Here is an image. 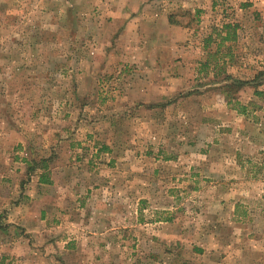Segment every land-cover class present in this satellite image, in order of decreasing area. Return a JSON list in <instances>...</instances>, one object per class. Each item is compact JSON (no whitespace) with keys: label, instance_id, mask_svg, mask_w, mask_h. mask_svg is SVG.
I'll return each mask as SVG.
<instances>
[{"label":"rangeland","instance_id":"374dc122","mask_svg":"<svg viewBox=\"0 0 264 264\" xmlns=\"http://www.w3.org/2000/svg\"><path fill=\"white\" fill-rule=\"evenodd\" d=\"M134 1L0 0V173L16 172L27 186L30 169L46 160L69 183L79 220L89 184L91 206H103L116 225H106L115 236L106 232L98 244L69 224L51 229L52 238L69 236L52 244L57 257L22 264H264V96L257 95L264 54L248 68L242 62L258 54L244 51L247 43L229 44L233 64L216 75L199 66L215 62L203 46L218 49V60L228 47L197 35L206 18L194 11L197 0L155 2L171 6L169 24L190 29L185 41L166 28L161 36L123 31L131 11L139 16ZM241 1L250 5L201 0L202 11L214 4L211 32L239 16ZM125 46L140 52L128 59ZM232 81L246 85L231 90L227 104ZM240 105L248 106L245 115L235 111ZM7 129L23 132L27 148L7 149ZM55 138L73 145L58 149ZM16 155L29 162H13ZM136 204L137 222L154 224L138 232L129 228ZM133 234L146 241L133 243Z\"/></svg>","mask_w":264,"mask_h":264},{"label":"crops","instance_id":"0c3cea01","mask_svg":"<svg viewBox=\"0 0 264 264\" xmlns=\"http://www.w3.org/2000/svg\"><path fill=\"white\" fill-rule=\"evenodd\" d=\"M198 5L197 10H194L197 14L204 13L206 18L201 17V22L199 21V33H197L200 37H207L212 34L211 30L213 28V24L215 20L213 19L212 12L213 2H211V7L209 11L206 9L202 11L201 0H197ZM156 0H135L133 3L135 4V11L139 12V16L132 17V11L130 14L129 24L123 25L122 30L127 32L129 29L130 35L137 28L144 29L148 31L157 30V36L163 35L161 33L162 29H169V32H173L177 34V41H185L186 33L190 30L186 24H177L171 25L168 22L166 17V13L168 9L171 8L170 5L165 6L164 10L159 6H155ZM239 4L236 8L238 10L239 16L236 15V19H223V24H233L236 25V37L235 41L224 43L228 48L227 54L224 55L225 58L223 60H218L217 62H201L199 64L200 68L202 67L204 70H212L213 73L216 72L215 69L218 65L231 66L233 64L234 54L230 48L232 45L229 44L242 42L247 43L244 45V51H253L258 54L257 59H246L242 62V65L248 68H257L256 63L258 64V60H260L259 54H264V0H248L249 6L244 4ZM245 6H248L247 9H253V12H247ZM233 9V8H232ZM121 14L126 12L128 13L127 6L120 9ZM207 17H210L208 20ZM221 25V26H222ZM126 26V27H125ZM218 27V23L216 21L215 25ZM128 27V29H127ZM127 29V30H126ZM211 33V34H210ZM214 36V35H213ZM249 41V43L247 42ZM206 47L205 51H210V54H213L215 48ZM180 49H184L183 47H179ZM202 49V46L200 47ZM130 48L129 46H125L121 49L120 53L127 54V58L130 59L131 53L140 52V49ZM229 61V62H228ZM246 61H251L255 66L248 65ZM129 63H131L129 61ZM219 67V66H218ZM199 68V69H200ZM202 69V70H203ZM200 71V70H199ZM211 71V72H212ZM213 73H209V76L212 77ZM9 130L6 131L11 133V137L9 139L13 140V137H17V140L12 142L9 140L7 142L4 141L5 145H7V149L18 150L21 148H27V142L25 140L24 134L21 131ZM96 136V135H94ZM56 148L61 149L62 147L72 146L68 141L62 140H53ZM29 146V144H28ZM97 147H100L97 145ZM103 149V148H102ZM106 149V148H104ZM109 149V148H108ZM3 151V150H2ZM12 161L14 162H24L27 164L26 159L19 158V156H14ZM41 169H35L33 173H28L25 181H27V186L25 183L21 182L20 186L18 184L19 179H22L16 172H1L0 173V192L11 189V195L0 197L1 202L5 203L3 207L0 205V261L7 262L8 260L19 262L20 264L28 261H52L57 257L58 250L53 249L52 244L54 242L55 245H62L66 243L67 237L69 236H58L57 238H52L49 233H51V229L54 228H63L68 227L67 225H72L74 228H78L82 230L81 236L85 237V241L98 244V240L101 239L104 243L106 242L105 233L110 230H107V226L109 224H113V229L115 228V222L109 221L110 219L106 217V210L103 206H91L90 202L93 195L96 191L93 192L89 184H85L84 182H80L81 185L85 184V195L87 198H83L82 204L85 206V210L83 211L82 218L79 220V217H76L77 214L75 212V208L70 205L73 201L74 194L72 193L69 183H62L61 180H64L62 176L63 173L59 171L58 167H47V164L44 166L47 167L46 172L48 173L50 185L39 183V177L43 172V165H41ZM38 170V171H37ZM37 171V173H36ZM35 174V175H34ZM78 182L80 180H77ZM5 182L7 185H5ZM71 184V183H70ZM23 187V190L21 189ZM49 188L50 190H46ZM92 191H91V189ZM48 192V195L46 194ZM83 195V194H82ZM9 199V202L6 201ZM86 199L87 201L85 202ZM7 203V204H6ZM86 204V205H85ZM38 207L34 212L33 216H29V210L31 207ZM83 206V207H84ZM2 208V209H1ZM4 209V210H3ZM108 211H111L110 208H107ZM135 221L131 222L129 228L131 231L138 232V226H152L154 224L146 223L139 224L137 222V213L138 208L137 204L134 209ZM11 218L12 220H10ZM133 224V225H132ZM161 224V223H160ZM162 226L167 224H161ZM111 228L110 226H108ZM44 229V230H43ZM112 229V230H113ZM115 230V229H114ZM147 230V229H146ZM44 231V234H43ZM108 235H114L110 233ZM115 236V235H114ZM117 239H120V237ZM142 237H137L133 234V237H130V240L133 243H141L146 240H141ZM165 239V238H162ZM57 240L61 241V243L56 242ZM167 243H178L179 239H170L166 238ZM116 244V241H113ZM90 243V244H91ZM150 243V242H149ZM51 245V246H50ZM104 252V251H103ZM73 253V251H70ZM105 253L101 254L103 258Z\"/></svg>","mask_w":264,"mask_h":264},{"label":"trees","instance_id":"16d2710c","mask_svg":"<svg viewBox=\"0 0 264 264\" xmlns=\"http://www.w3.org/2000/svg\"><path fill=\"white\" fill-rule=\"evenodd\" d=\"M213 35L215 36L216 39L219 40V43L221 45H223L224 43L233 42V41H235V37H236V25L227 23V24H223L221 26V29H214L212 31V34L210 36H208V38L206 40L207 41V45L210 44L212 40H215V39H213ZM219 54H222V53L219 52V50L217 49L215 54L210 55V57L212 58L211 60L217 62V60H218V56L217 55H219ZM224 58H225V56H222V59H224ZM219 67H221V68H219ZM219 67L217 66V68H216V69H218V70H216L217 71L216 75H218L220 73L221 69H223V65H221ZM243 85H246V82L232 81L228 86H225L224 90H228V92L225 91V98H226V100H228L227 104H230V102L232 101V98L230 96H226V95L231 90H233L234 92L237 91L239 88L243 87ZM257 95L258 96H264V93L257 92ZM233 100L236 103L237 99L235 98ZM247 107L248 106L240 105L239 108L235 109V111H237V113L239 115H245L246 111H247ZM41 164L43 165V172H42V174L39 177V183L50 185L51 182L49 180L48 173L46 172L47 167L44 166L46 164V160H42ZM32 169L35 170V166L33 168H31L30 171H32Z\"/></svg>","mask_w":264,"mask_h":264}]
</instances>
